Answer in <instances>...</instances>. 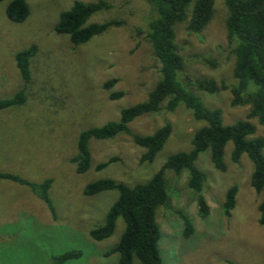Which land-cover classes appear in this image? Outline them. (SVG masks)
I'll use <instances>...</instances> for the list:
<instances>
[{
  "label": "rangeland",
  "instance_id": "1",
  "mask_svg": "<svg viewBox=\"0 0 264 264\" xmlns=\"http://www.w3.org/2000/svg\"><path fill=\"white\" fill-rule=\"evenodd\" d=\"M11 0L0 2V100L10 99L26 89V103L0 112V172L14 174L32 183L52 179L49 197L55 215L32 190L0 180V264H52L68 251L82 257L65 264H118V254L105 256L123 235L125 224L116 223L114 234L102 241L90 232L103 225L118 192L88 197V184L112 179L129 186L147 183L174 154L191 150L194 134L205 126L181 104L173 113L163 111L137 118L130 125L134 135L150 136L166 123L172 134L153 163L141 164L144 149L126 134L90 144L92 165L78 174L71 159L78 153L83 131L119 121L123 110L147 100L160 78V63L147 39L148 26L156 16L148 0H105L110 9L92 17L89 24L111 20L123 22L88 44L75 47L56 27L61 14L76 1L27 0L30 15L22 23L12 22L6 13ZM224 0H215V15L200 34L176 27V43L189 61L186 76L230 81L234 57L227 43V10ZM32 46L31 81L27 86L17 68L16 56ZM205 59L216 62L211 67ZM117 80L111 89L104 85ZM123 94L118 100L111 95ZM205 107L222 111L224 125L247 121L250 107H233L232 95L195 92ZM256 132L248 140L263 138L257 119L249 120ZM233 143L224 150L227 170L221 173L211 164L210 152L200 155L196 166L208 178L203 194L209 217L199 216L197 202L187 186L189 173L166 172L169 206L160 211L159 243L164 264H264V226L259 224V205L264 193L251 187L253 164L247 155L231 161ZM112 158L119 161L103 171L98 165ZM238 187L236 207L230 218L222 213L226 192ZM188 214L195 226L189 239L183 238V222L177 212ZM135 264H140L138 261Z\"/></svg>",
  "mask_w": 264,
  "mask_h": 264
},
{
  "label": "trees",
  "instance_id": "2",
  "mask_svg": "<svg viewBox=\"0 0 264 264\" xmlns=\"http://www.w3.org/2000/svg\"><path fill=\"white\" fill-rule=\"evenodd\" d=\"M5 0H0L3 2ZM155 17L148 26L147 39L155 58L160 63V78L146 101L123 110L119 121L109 122L102 127L91 128L80 134L78 153L71 159L76 165L78 174L90 170L92 157L90 144L94 141H105L120 134L130 136L133 142L144 149L140 158L141 164L153 163L156 156L163 150L172 134V125L166 123L150 136L134 135L129 125L139 117L159 114L163 111L173 113L183 104L192 111L197 122H204L191 141V150L170 156L163 167L145 184L129 186L112 179L92 182L85 188V195L93 197L104 192H118L117 200L110 207L103 225L93 229L90 237L96 242L110 238L115 231L116 223L122 219L125 224L123 235L118 244L105 256L118 254V264H164L160 254L159 243L162 232L159 216L170 203L167 190L166 172L172 171L176 176L183 172L189 173L187 186L197 202L199 216L209 217L210 207L203 192L208 185V176L200 171L196 163L203 153L210 152L213 168L221 173L226 172L224 150L228 143H233L231 161L239 163L243 155H247L253 164L251 187L257 194L264 193V139L248 140L256 132L249 120L257 119L264 133V0H224L227 10L226 33L227 43L234 57L233 75L230 81L186 76L188 60L181 53L176 43V27L187 24V31L200 34L212 22L215 15V0H148ZM110 9L105 0L92 3L76 1L71 9L60 16L56 27L59 35L70 38L75 47L88 44L94 38L105 34L110 28L120 27L123 22L111 20L104 23L89 24L95 15ZM8 18L15 23H22L30 15L27 0H11L7 10ZM37 53L32 46L16 56L17 68L25 83L31 81L30 63ZM211 67L216 62L205 59ZM117 83L111 80L104 85L109 90ZM216 95L229 91L232 95L233 107H250L247 121L234 125H224L222 111L204 106L195 92ZM123 94L111 95L118 100ZM26 103L25 87L10 99L0 100V112L23 106ZM112 158L97 166L103 171L118 162ZM0 180L11 181L29 187L55 215L49 192L52 179L43 183H32L20 176L0 172ZM238 187H230L222 204V213L230 218L236 207ZM259 224L264 226V200L259 205ZM183 222V238L189 239L195 233V226L190 216L182 211L177 212ZM82 257L78 251H68L53 259L52 264H65Z\"/></svg>",
  "mask_w": 264,
  "mask_h": 264
}]
</instances>
